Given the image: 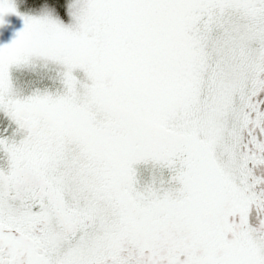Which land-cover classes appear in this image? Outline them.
I'll list each match as a JSON object with an SVG mask.
<instances>
[{
    "label": "snow or ice",
    "instance_id": "obj_1",
    "mask_svg": "<svg viewBox=\"0 0 264 264\" xmlns=\"http://www.w3.org/2000/svg\"><path fill=\"white\" fill-rule=\"evenodd\" d=\"M0 264H264V0H0Z\"/></svg>",
    "mask_w": 264,
    "mask_h": 264
}]
</instances>
